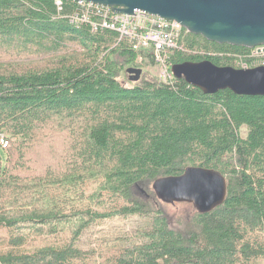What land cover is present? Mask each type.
Instances as JSON below:
<instances>
[{"label":"trees","instance_id":"1","mask_svg":"<svg viewBox=\"0 0 264 264\" xmlns=\"http://www.w3.org/2000/svg\"><path fill=\"white\" fill-rule=\"evenodd\" d=\"M77 8L0 0V264H264V97L147 72L130 84L136 53L70 23ZM181 45L171 65L238 69L227 54L249 52L189 33ZM187 167L225 177L223 205L177 213L158 199L154 181ZM114 221L138 227L109 236Z\"/></svg>","mask_w":264,"mask_h":264},{"label":"water","instance_id":"2","mask_svg":"<svg viewBox=\"0 0 264 264\" xmlns=\"http://www.w3.org/2000/svg\"><path fill=\"white\" fill-rule=\"evenodd\" d=\"M65 1V0H63ZM109 7L118 14L140 10L179 23L189 34L218 45L264 47V0H67ZM171 72L204 94L229 90L235 95L264 97V67H218L208 60L174 64ZM141 68H128V81L141 78ZM152 189L165 205L188 204L201 213L223 205L225 177L218 171L187 167L180 176L161 177Z\"/></svg>","mask_w":264,"mask_h":264},{"label":"built area","instance_id":"3","mask_svg":"<svg viewBox=\"0 0 264 264\" xmlns=\"http://www.w3.org/2000/svg\"><path fill=\"white\" fill-rule=\"evenodd\" d=\"M58 11L62 0H54ZM77 10L68 16L72 24L88 26L91 32L109 30L117 34L118 41L126 42L136 53V64L144 69L150 58L157 67L155 81L158 85L171 86L176 78L171 72L170 58L182 50L181 41L187 31L177 22L136 10L132 15L118 14L109 7L87 2H77ZM238 69L264 67V47L249 49L247 54H227ZM10 141L0 133V147L6 149Z\"/></svg>","mask_w":264,"mask_h":264},{"label":"rangeland","instance_id":"4","mask_svg":"<svg viewBox=\"0 0 264 264\" xmlns=\"http://www.w3.org/2000/svg\"><path fill=\"white\" fill-rule=\"evenodd\" d=\"M142 71L147 72L149 76L155 79V76L157 74V67L154 65V63H150V65H148V68L146 69L143 68ZM245 135H246V129L242 128L241 136L245 137ZM10 144L11 142L9 143V146ZM9 146L6 148V150L9 148ZM5 160H6L5 153H3L0 150V166L1 167L4 166ZM167 206L170 211L177 212V213L185 212L193 208L191 205H188V204H175L173 206L171 205H167ZM137 227H138V224L133 221H129V222L114 221V222H111L105 225V227L103 228V231L109 236H118L124 233L132 234ZM100 230L101 229H97L96 231H100Z\"/></svg>","mask_w":264,"mask_h":264}]
</instances>
